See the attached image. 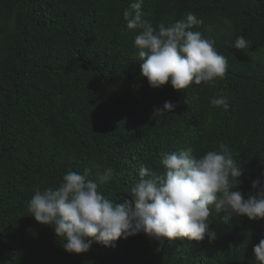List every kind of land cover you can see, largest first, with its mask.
Instances as JSON below:
<instances>
[{
    "label": "trees",
    "instance_id": "1",
    "mask_svg": "<svg viewBox=\"0 0 264 264\" xmlns=\"http://www.w3.org/2000/svg\"><path fill=\"white\" fill-rule=\"evenodd\" d=\"M131 2L0 0V264H260L253 247L264 219L225 223L213 210L211 241L161 244L141 232L77 254L27 210L37 188L55 189L86 167L90 179L111 168L99 191L131 200L141 165L162 175L161 153L189 147L199 157L227 146L243 168L233 190L245 197L257 191L254 180L264 182V0H144L154 27L194 13L203 23L192 30L227 58L224 79L184 90L152 88L141 75L138 30L123 17ZM239 35L249 48L232 47ZM221 95L227 110L211 104ZM165 101L174 110L154 116Z\"/></svg>",
    "mask_w": 264,
    "mask_h": 264
},
{
    "label": "clouds",
    "instance_id": "2",
    "mask_svg": "<svg viewBox=\"0 0 264 264\" xmlns=\"http://www.w3.org/2000/svg\"><path fill=\"white\" fill-rule=\"evenodd\" d=\"M144 0H132L123 12L129 30H138L134 46L138 50L141 75L149 86L159 88L165 84L176 90L190 85L214 84L224 79L227 58L219 54L214 40L193 31L202 19L189 12L185 18L165 26L154 27L143 18ZM232 47L243 50L250 47L243 35L236 37ZM187 103V100H186ZM213 106L229 107L227 97L211 100ZM176 105L165 101L154 116L172 112ZM221 151H207L193 155L192 148L161 153L162 175L141 165L139 179L130 187L131 200L117 203L106 198L100 186L110 181L113 171L108 168L96 179H90L91 168L83 173L69 171L63 175L59 187L35 190L27 202V210L41 224L53 227L63 248L69 253L88 252L94 242L115 247L116 242L144 233L151 239L171 243L177 238L202 241L207 235L214 240L216 232L210 227L213 210L224 215L229 223L236 216L250 220L264 219V182H252L255 194L246 197L237 189L243 174L241 164L233 158L227 146ZM161 251V247H157ZM253 254L264 264V238L253 247Z\"/></svg>",
    "mask_w": 264,
    "mask_h": 264
}]
</instances>
